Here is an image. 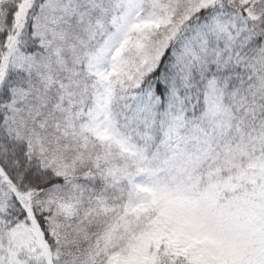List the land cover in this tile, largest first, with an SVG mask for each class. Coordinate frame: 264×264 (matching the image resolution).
I'll use <instances>...</instances> for the list:
<instances>
[{
  "label": "snow or ice",
  "instance_id": "snow-or-ice-1",
  "mask_svg": "<svg viewBox=\"0 0 264 264\" xmlns=\"http://www.w3.org/2000/svg\"><path fill=\"white\" fill-rule=\"evenodd\" d=\"M0 264H264V0H0Z\"/></svg>",
  "mask_w": 264,
  "mask_h": 264
}]
</instances>
